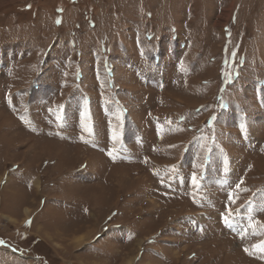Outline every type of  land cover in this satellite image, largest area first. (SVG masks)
I'll return each mask as SVG.
<instances>
[{
	"label": "rangeland",
	"instance_id": "obj_1",
	"mask_svg": "<svg viewBox=\"0 0 264 264\" xmlns=\"http://www.w3.org/2000/svg\"><path fill=\"white\" fill-rule=\"evenodd\" d=\"M92 263L264 264V0H0V264Z\"/></svg>",
	"mask_w": 264,
	"mask_h": 264
},
{
	"label": "bare ground",
	"instance_id": "obj_2",
	"mask_svg": "<svg viewBox=\"0 0 264 264\" xmlns=\"http://www.w3.org/2000/svg\"><path fill=\"white\" fill-rule=\"evenodd\" d=\"M36 184H37V182H36ZM31 212V210L30 209H26V211H25V213L27 214V215H29V213ZM45 236V235H44ZM89 236V234L87 235V234H85V235H80V236H78V237H75V241L77 242V243H81L82 241H84L85 239H84V237L86 238V237H88ZM48 237V236H47ZM49 237H50V235H49ZM50 239H53V236H52V238H50ZM54 240V239H53ZM125 259V258H124ZM176 259V258H175ZM90 263V262H89ZM93 264V263H92ZM130 264V263H129Z\"/></svg>",
	"mask_w": 264,
	"mask_h": 264
},
{
	"label": "snow or ice",
	"instance_id": "obj_3",
	"mask_svg": "<svg viewBox=\"0 0 264 264\" xmlns=\"http://www.w3.org/2000/svg\"><path fill=\"white\" fill-rule=\"evenodd\" d=\"M194 182H195V177H194Z\"/></svg>",
	"mask_w": 264,
	"mask_h": 264
},
{
	"label": "crops",
	"instance_id": "obj_4",
	"mask_svg": "<svg viewBox=\"0 0 264 264\" xmlns=\"http://www.w3.org/2000/svg\"><path fill=\"white\" fill-rule=\"evenodd\" d=\"M82 235H84V234H82ZM80 236V235H79Z\"/></svg>",
	"mask_w": 264,
	"mask_h": 264
}]
</instances>
